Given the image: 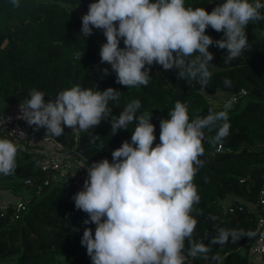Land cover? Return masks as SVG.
I'll use <instances>...</instances> for the list:
<instances>
[{
	"label": "clouds",
	"instance_id": "clouds-1",
	"mask_svg": "<svg viewBox=\"0 0 264 264\" xmlns=\"http://www.w3.org/2000/svg\"><path fill=\"white\" fill-rule=\"evenodd\" d=\"M10 2L14 8L21 6L20 0ZM262 9L261 0H222L211 12L186 7L185 0H95L81 17V35L103 31L100 62L110 65L116 82L127 88L147 86L151 66L158 64L165 71L176 69L178 79L197 80L205 89L213 76L210 68L215 67L209 63L214 59L209 46L227 50L225 63L239 57L248 47L245 28L264 21ZM209 26L223 37L207 35ZM102 71L109 74L107 68ZM223 83L232 84L228 78ZM120 95L112 87L100 91L76 84L45 102L47 95L33 88L17 115L52 138L63 135L64 127L79 134L107 119L112 134L135 123L130 141L111 152V162L104 158L86 167L83 189L72 197L75 208L88 215L83 223L95 225L94 235L85 227L80 241L92 264H187L198 254L208 258L212 245L222 246L229 238L235 243L255 237V231L218 227L207 245L194 238L197 220L192 214H202L194 207L200 202L194 178L205 164L200 159L204 142L219 144L229 135L231 101L220 111L209 109L194 118L187 103L176 101L168 118L160 120L159 143L153 146L152 112L137 115L141 101L133 99L119 115H112L109 102L119 101ZM98 137L93 135L92 142ZM19 148L12 139L0 138V174L16 172Z\"/></svg>",
	"mask_w": 264,
	"mask_h": 264
},
{
	"label": "trees",
	"instance_id": "trees-1",
	"mask_svg": "<svg viewBox=\"0 0 264 264\" xmlns=\"http://www.w3.org/2000/svg\"><path fill=\"white\" fill-rule=\"evenodd\" d=\"M92 2L95 0H20L21 6L14 8L10 0H0V103L3 105L0 107L29 99L33 88L43 91L47 102L49 96L54 99L57 93L76 84L100 91L112 87L121 92L119 101L109 102L112 115H119L133 99L141 101L137 115L152 112L155 146L159 143L160 120L168 118L176 101L187 103L189 116L194 118L198 114L207 115L209 109L222 110L237 91L245 89L248 92L244 99L231 102L227 138L215 145L204 142L205 152L200 159L205 164L194 178L200 196L199 204L194 207L202 210V214L192 215L197 220L194 238L205 245L217 235L218 227L255 231L257 217L264 215V207L256 205L250 209L244 203L255 205L257 191L264 182V21L246 26L248 47L227 63L226 49L209 46L214 56L209 63L215 67L210 68L213 76L205 89L197 80L189 83L178 79L176 69L165 71L158 64L151 66L147 86L127 88L116 82L110 65L100 62V46L106 42L103 31L93 29V34L86 38L81 35V17ZM220 2L185 0V6L204 7L211 12ZM73 7L84 13H75ZM206 34L214 40L223 37L222 32L210 26ZM13 38L17 40L15 46H12ZM3 41L5 44L1 46ZM119 46L124 47L123 40ZM105 68L109 70L107 75L102 71ZM225 78L231 80V87H225ZM216 98L221 101L218 107L211 102ZM128 127L112 134L107 119L88 132H80L75 148L85 161L79 162L86 167L104 158L111 162V152L122 142L130 141L135 123ZM35 131L39 137L58 142L63 151L73 145L68 127L56 138L46 135L44 128L35 127ZM214 134L213 131L207 135ZM93 135H99L94 143ZM0 138L6 137L0 133ZM29 145L18 149L16 172L11 176L0 174V191L14 196L29 188L33 194L17 213L11 205L0 210V262L92 264L80 241L85 227L91 228L94 235L95 225H85L87 213L75 208L72 197L78 191L69 183L53 184L49 181L50 174L38 171L36 166L45 150ZM218 145L220 150L214 152ZM236 148H239L237 152ZM54 154L59 155L60 151ZM24 180L29 183L24 184ZM44 181L47 183L43 184ZM225 198L230 201L223 211L219 201ZM252 238L242 237L235 243L229 238L222 246L212 245L208 258L198 254L194 260L196 264H248L240 248L247 251L246 243ZM213 255L220 259L212 260Z\"/></svg>",
	"mask_w": 264,
	"mask_h": 264
},
{
	"label": "built area",
	"instance_id": "built-area-1",
	"mask_svg": "<svg viewBox=\"0 0 264 264\" xmlns=\"http://www.w3.org/2000/svg\"><path fill=\"white\" fill-rule=\"evenodd\" d=\"M261 3H264V0H261ZM264 12V9L261 10ZM247 90L240 89L237 91L232 97L231 102L236 103L238 100L244 99L245 95L247 94ZM20 101L4 106L0 108V133L3 134L6 138L12 139L14 142L18 143L20 146L27 145L31 139L38 137L41 142L53 143V149L48 151L45 150V152L42 154L40 160L37 163V169L40 172L48 173L50 175H55L57 177H63L64 175V159L68 155H72L74 158H76L78 161H85L81 155L77 152L75 148V143L78 140L79 134L75 133L71 130L73 135V145L66 151H63L61 148V145L58 142H55L49 137H39L36 134L35 127L30 126L26 123V121L22 119H17V115L19 113V105ZM10 118V119H9ZM20 132H23L24 135L20 134ZM60 151L59 155H55V151ZM220 150V146L218 145L214 152H218ZM85 179H87V168L85 170H82L77 175L73 176L71 180L69 181V185L73 188H75L77 191H80L83 189V184ZM24 184H28L29 180H24ZM47 182L44 181L43 184H46ZM258 205L260 207H264V182L261 185V187L258 189L256 194V202L254 207ZM6 206L3 205V203L0 201V210H4ZM14 213H17L18 210L23 208L22 203L18 202L13 206ZM240 207H238V210ZM255 232L257 235L253 237L252 239H249L246 244H248L247 247V253L258 255L260 258H264V215H258ZM187 264H196L195 260L191 257L188 258Z\"/></svg>",
	"mask_w": 264,
	"mask_h": 264
},
{
	"label": "crops",
	"instance_id": "crops-1",
	"mask_svg": "<svg viewBox=\"0 0 264 264\" xmlns=\"http://www.w3.org/2000/svg\"><path fill=\"white\" fill-rule=\"evenodd\" d=\"M0 106H3V105H1V103H0ZM0 108H2V107H0ZM28 145L29 146H38L42 150H48V151L52 150L54 147L52 143H43L36 138L31 139L30 142L28 143ZM55 155H57V154H55ZM84 166H85L84 163H81V162L77 161L76 159H73L72 157H65L63 177L58 178V177H55L52 175L51 177L53 178V180L51 182L53 184H56V185H66L69 183V181L71 180V178L73 176L77 175L78 173H80L82 171ZM20 194H21V192L19 193V195L10 196L9 193L0 191V201L3 203H5L3 200H8L11 203L14 201H17V200L19 201V198H21ZM240 202H242V201H240ZM16 203H18V202H16ZM16 203H13V204H8V203L6 204L5 203V206L6 205H15ZM244 204L247 205L248 208L254 209L253 205L247 204V203H244ZM227 205H229V204H227Z\"/></svg>",
	"mask_w": 264,
	"mask_h": 264
},
{
	"label": "rangeland",
	"instance_id": "rangeland-1",
	"mask_svg": "<svg viewBox=\"0 0 264 264\" xmlns=\"http://www.w3.org/2000/svg\"><path fill=\"white\" fill-rule=\"evenodd\" d=\"M71 10L74 11L75 13H78V14H83V13H84V11H82V10L76 8V7H73ZM16 43H17V40H16L15 38H13L12 46H15ZM4 44H5V41L2 42L1 46H3ZM218 98H220V97H218ZM218 98H216V99H214V100L211 101L216 107H218V106L221 105V104H220L221 101H220V99H218ZM221 99H222V98H221ZM219 104H220V105H219ZM238 150H239V148H236V149H235L236 152H237ZM54 153H55V152H54ZM66 157H72L73 159H76V158H74L72 155H68V156H66ZM76 160H77V159H76ZM77 161H78V160H77ZM85 169H86V166H84L82 170H85ZM51 176H52V175H49V181H50V182L53 180V178H52ZM50 177H51V178H50ZM20 192H21V194H20V197H21V198H19L20 203H25L26 201H28V199L30 198V196L33 195V194H31L29 188H27V189H23V190L21 189ZM3 201H4L6 204H7V203H8V204H13V203L19 202L18 200H17V201H14V202H12V203L9 202L8 200H3ZM229 201H230V198H225V199L219 201L220 206H221V209H222L223 211H225V208L228 206L227 204L229 203ZM2 203H3V202H2ZM5 203H3V205H5ZM16 204H17V203H16ZM11 206H14V205H11ZM240 252H241V254H244V255H245L248 264H264V263H263V259L260 258V256H258V255H253V254L247 253V252L245 251L244 248H240ZM0 264H15V261H14V260H6V261L3 260L2 262H0Z\"/></svg>",
	"mask_w": 264,
	"mask_h": 264
}]
</instances>
